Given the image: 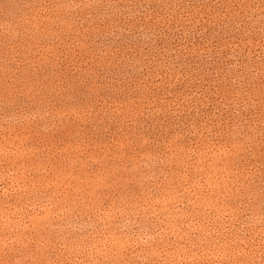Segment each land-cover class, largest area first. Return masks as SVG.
<instances>
[{
  "label": "rangeland",
  "instance_id": "obj_1",
  "mask_svg": "<svg viewBox=\"0 0 264 264\" xmlns=\"http://www.w3.org/2000/svg\"><path fill=\"white\" fill-rule=\"evenodd\" d=\"M0 264H264V0H0Z\"/></svg>",
  "mask_w": 264,
  "mask_h": 264
}]
</instances>
